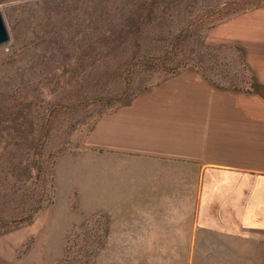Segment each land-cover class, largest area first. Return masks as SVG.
Masks as SVG:
<instances>
[{"label": "rangeland", "instance_id": "rangeland-1", "mask_svg": "<svg viewBox=\"0 0 264 264\" xmlns=\"http://www.w3.org/2000/svg\"><path fill=\"white\" fill-rule=\"evenodd\" d=\"M133 1L0 0L10 38L0 46V215L24 218L32 199L37 194L40 198L30 219L0 223V264H92V224L96 228L100 217L92 210L91 188L98 176L107 172L130 176L140 170L196 172L185 155L172 161L141 156L133 147L109 145L106 131L98 129L122 121L132 129L146 123L148 133L169 129L179 152H186L191 122L187 87L194 74H203L197 67L173 74L148 69L140 75L144 88L125 103L113 99L106 107L100 92L82 106L68 108L82 97L73 87L106 70L100 63L119 49L110 41L118 40L121 47L135 31V16L127 14ZM261 6L264 3L238 4L235 14L204 32L205 44H220L221 22ZM214 52L200 48L192 54L209 67L207 77L212 82L223 77L239 84L243 80L240 85L248 87V73L236 53L227 48ZM113 86L112 82L107 88ZM34 146L44 148L48 173L43 178L31 166ZM178 181L181 222L190 217L187 208L197 180ZM183 193L187 204H182ZM263 199L258 195L259 202ZM182 227L180 234L186 233ZM254 236L247 242L212 237L218 241L219 256L204 264H264V232Z\"/></svg>", "mask_w": 264, "mask_h": 264}, {"label": "crops", "instance_id": "crops-1", "mask_svg": "<svg viewBox=\"0 0 264 264\" xmlns=\"http://www.w3.org/2000/svg\"><path fill=\"white\" fill-rule=\"evenodd\" d=\"M217 31L220 44L240 49L251 86L227 88L194 74L187 87L186 152H179L169 129L148 133L146 123L132 129L124 121L98 129L109 145L169 161L185 155L197 169L98 176L91 188L92 210L100 217L96 228L92 224V264H204L219 256L212 237L247 242L264 232V202L258 201L264 195V6L226 19ZM182 177L197 182L190 217L180 222Z\"/></svg>", "mask_w": 264, "mask_h": 264}, {"label": "trees", "instance_id": "trees-1", "mask_svg": "<svg viewBox=\"0 0 264 264\" xmlns=\"http://www.w3.org/2000/svg\"><path fill=\"white\" fill-rule=\"evenodd\" d=\"M244 1L229 0L221 3V0H134L127 14L135 16V31L125 39L121 47L117 46L118 40L110 41V45H115L119 49L114 51L113 55H109L108 62L100 63L106 64V70L103 68L102 71L93 74L90 79L76 84L73 87L74 91L80 93L82 97L73 100L68 108L76 109L82 106L83 102L99 96L100 92L104 93L101 94L104 95L101 99L104 100L106 107L113 99L120 104L125 103L144 88L140 75L148 69H160L166 74H173L180 69L193 66L207 76L209 67L202 66L200 60H195L192 56L193 52L200 48L204 51L210 49L216 53L222 48L232 49L237 55L238 62L247 71L248 83L251 86L252 75L240 49L235 45H206L205 37H203L207 29L228 15L235 14L238 4L249 6L264 3V0ZM242 81L240 80V84ZM112 82L114 86L107 88ZM215 83L227 88H244L231 78L223 77ZM43 149V146L32 148L31 166L38 178H43L48 173V163L42 157ZM38 196L37 194V197L32 199L33 204L25 210L27 216L23 218L21 214H13V217L0 215V223L30 219L31 212L38 209V205L36 206V203L40 202Z\"/></svg>", "mask_w": 264, "mask_h": 264}, {"label": "water", "instance_id": "water-1", "mask_svg": "<svg viewBox=\"0 0 264 264\" xmlns=\"http://www.w3.org/2000/svg\"><path fill=\"white\" fill-rule=\"evenodd\" d=\"M9 34L6 28V25L4 23L2 14L0 13V46L8 43L9 41Z\"/></svg>", "mask_w": 264, "mask_h": 264}]
</instances>
